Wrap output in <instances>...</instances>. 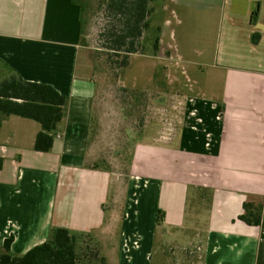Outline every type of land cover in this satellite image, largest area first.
Segmentation results:
<instances>
[{
  "label": "crops",
  "instance_id": "0c3cea01",
  "mask_svg": "<svg viewBox=\"0 0 264 264\" xmlns=\"http://www.w3.org/2000/svg\"><path fill=\"white\" fill-rule=\"evenodd\" d=\"M249 1L238 6L241 14L235 8L230 13V46L237 43L244 53L233 58L230 47V64L216 53L211 66L222 75L206 86L180 67L183 55L170 27L176 1L159 6V50L135 54L132 61L148 57L164 64L143 85L127 69L123 83L142 92L161 85L158 95L175 98L185 117L171 132L172 110L162 98L163 112H154L145 126L124 178L96 164L101 107L95 50L81 44L80 6L74 0H0V64L68 98L50 152L34 149L42 130L36 121L13 115L0 125V246L12 237V253L24 255L63 228L75 236L84 260L154 264L158 229L168 235V229L192 227L187 219L194 188L197 200L207 203L208 228L188 264H264V229L239 219L245 202L264 207V28L252 23L256 0ZM211 2L201 9L213 11ZM236 15L246 25L236 26ZM255 33L262 36L258 44ZM158 211L164 214L160 224ZM162 236L166 248L171 240Z\"/></svg>",
  "mask_w": 264,
  "mask_h": 264
},
{
  "label": "rangeland",
  "instance_id": "374dc122",
  "mask_svg": "<svg viewBox=\"0 0 264 264\" xmlns=\"http://www.w3.org/2000/svg\"><path fill=\"white\" fill-rule=\"evenodd\" d=\"M86 1L89 6L88 13L85 16L87 22V44L89 45L88 47L95 50L101 44V30L104 25L99 5V3H102V0ZM155 1L158 10H160V7L162 10V8L167 5V0ZM175 1L176 3H173L172 8L174 10V16H170V27L175 35L174 44L183 55V64H181L180 67L186 69L189 73L188 77L193 81H199L201 86H206L208 80L215 78L216 75H222L215 67L211 66L213 65L216 53L218 54L219 61L229 62V64L230 47L234 49L233 58H235L236 55L244 53L242 50H239L237 43L230 46V29L232 30L230 25V13H232V9L235 8L237 13L241 14L238 6L248 4L250 1ZM210 2L215 5L213 11L201 9V7L206 6L207 3ZM251 5L255 8L254 12H257L255 21L252 23H259V26L263 29L264 0H256ZM158 17L156 18L157 20L154 19L153 27L162 24V14L159 19ZM234 18L236 26L246 25L244 16L236 15ZM239 36L242 37V35L233 32V37L237 38V40ZM150 43L148 38H146L145 45L149 47V45H151ZM208 44L211 45L208 46ZM202 52L203 54L201 55ZM100 62V69L95 76L98 87L97 100L101 107V124L97 125L99 132L94 136L96 138L94 141L99 142L98 145L100 146V157L96 161V164L117 171L121 173L123 177H126L128 175L131 160L135 159L132 153L133 147L137 141L142 140L143 130L150 118L154 116V112H163V110L159 111L164 104L162 102L165 100V107L166 105H170L172 110L170 118L172 125L171 132H174L175 128L181 125V121H184L185 116L179 113L178 110H181V108H178L179 104L176 102L175 98L169 96V94L167 96L158 95V92H162L163 89L161 85H156L154 89L149 92L139 91L141 94L139 93L140 96L136 99L134 95L131 96L129 92L123 90L127 88L123 83V78L127 69V76L130 79L136 77L139 85H143L145 83L143 79L154 75L155 67L163 66L164 62L148 57L135 58L131 61L132 64H130V67L124 71L122 77L119 71H115L112 65L104 58ZM162 98H164V100H162ZM159 120L161 123L162 120L158 119V121ZM157 125L159 126L160 124L157 123ZM160 129L161 128H159V130ZM155 165L163 166L160 162H156ZM143 168H147L146 163ZM208 214L207 203H200L196 198L195 189L191 188L188 202L189 217L187 220L188 224L190 223L192 227L186 231L168 229L170 233L168 235L163 234L162 229H158V242L153 257L154 264L192 263L194 260L193 255L198 249L199 242L207 237ZM162 235L166 236L167 240H171L170 244H166V248H163L162 245L164 243ZM175 240L179 241L180 246L173 244L172 241ZM86 244H88V242ZM86 254L89 256L90 253L87 252ZM93 258V256L87 257L85 260L80 258V261L83 264L100 263V261L99 263L96 261L93 263Z\"/></svg>",
  "mask_w": 264,
  "mask_h": 264
},
{
  "label": "trees",
  "instance_id": "16d2710c",
  "mask_svg": "<svg viewBox=\"0 0 264 264\" xmlns=\"http://www.w3.org/2000/svg\"><path fill=\"white\" fill-rule=\"evenodd\" d=\"M81 8L82 37L81 44H87L88 3L86 0H74ZM104 25L101 30V44L95 49V74L104 58L119 71L122 77L130 67L132 56L159 50L161 27H153L158 9L155 0H102L99 3ZM257 12L252 15L255 21ZM151 42L149 47L145 40ZM262 39L261 34L252 36L254 44ZM118 73V72H117ZM117 74V75H119ZM131 96L138 98L139 91L124 88ZM141 94V93H140ZM68 98L53 86L24 80L15 70L0 64V125L10 116H19L36 121L42 130L38 133L34 149L37 152H50L58 125L66 116ZM4 160L0 158V170ZM244 212L239 219L249 226L264 229V207L261 204L245 202ZM163 212L158 211L157 222L163 221ZM13 238L5 240L0 246V264H83L77 250V241L70 231L63 228L53 229L50 238L24 255H15L11 251ZM90 264V263H89ZM99 264H107L104 259Z\"/></svg>",
  "mask_w": 264,
  "mask_h": 264
}]
</instances>
